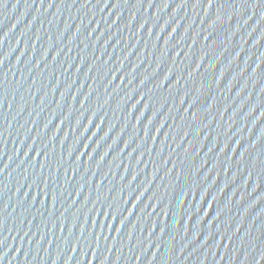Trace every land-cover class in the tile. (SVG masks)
<instances>
[{
  "label": "water",
  "instance_id": "95a60500",
  "mask_svg": "<svg viewBox=\"0 0 264 264\" xmlns=\"http://www.w3.org/2000/svg\"><path fill=\"white\" fill-rule=\"evenodd\" d=\"M0 264H264V0H0Z\"/></svg>",
  "mask_w": 264,
  "mask_h": 264
},
{
  "label": "snow or ice",
  "instance_id": "6c2138e0",
  "mask_svg": "<svg viewBox=\"0 0 264 264\" xmlns=\"http://www.w3.org/2000/svg\"><path fill=\"white\" fill-rule=\"evenodd\" d=\"M210 3H211V0H210Z\"/></svg>",
  "mask_w": 264,
  "mask_h": 264
}]
</instances>
